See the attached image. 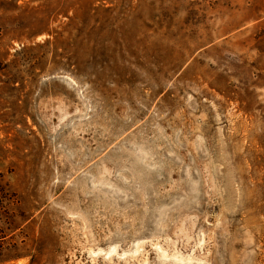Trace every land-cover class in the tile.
<instances>
[{"label":"rangeland","instance_id":"374dc122","mask_svg":"<svg viewBox=\"0 0 264 264\" xmlns=\"http://www.w3.org/2000/svg\"><path fill=\"white\" fill-rule=\"evenodd\" d=\"M0 264H264V0H0Z\"/></svg>","mask_w":264,"mask_h":264}]
</instances>
